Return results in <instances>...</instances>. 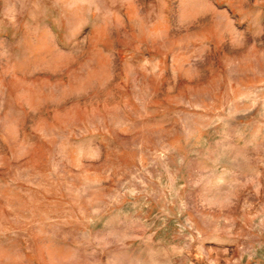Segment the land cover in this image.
<instances>
[{"label":"rangeland","instance_id":"374dc122","mask_svg":"<svg viewBox=\"0 0 264 264\" xmlns=\"http://www.w3.org/2000/svg\"><path fill=\"white\" fill-rule=\"evenodd\" d=\"M0 264H264V0H0Z\"/></svg>","mask_w":264,"mask_h":264}]
</instances>
